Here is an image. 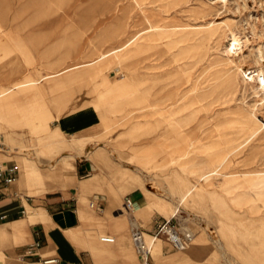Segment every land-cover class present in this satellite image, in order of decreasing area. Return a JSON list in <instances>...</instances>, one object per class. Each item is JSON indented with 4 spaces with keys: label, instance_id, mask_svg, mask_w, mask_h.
Here are the masks:
<instances>
[{
    "label": "rangeland",
    "instance_id": "1",
    "mask_svg": "<svg viewBox=\"0 0 264 264\" xmlns=\"http://www.w3.org/2000/svg\"><path fill=\"white\" fill-rule=\"evenodd\" d=\"M152 1L150 12L157 18H163L167 23H199L210 18H218L237 24L252 36L250 46L246 49L248 55L254 45L264 44V0H232L229 7L223 6L219 0H190L188 3L180 2L177 8L170 10H164L166 0ZM202 4H209L211 8L202 13L196 12L195 10ZM115 5L116 0H0V90L10 83L35 76L39 68L45 71L55 69L62 64L83 59L98 45L105 44L108 47L118 43L121 36L115 32L110 35L101 34L98 23L101 17L106 16L105 12L115 9ZM141 17L142 15L138 14L133 19L139 21ZM254 23L256 28L253 33L249 28ZM220 32L221 29L206 47L187 42L167 45L165 39L147 44L150 40L148 37H153L149 35L135 46L138 49L143 46L145 48L137 54L138 58L125 68L126 71L112 66L107 70L105 77H85L61 92L48 94L41 101L29 102L23 107L13 106L6 111L4 117L0 116V155H4L8 160L6 162L1 160L2 166L9 167L18 163L24 174L23 159L26 153L34 151L33 137H39L47 132L46 129L40 128L34 119V113L42 105L51 108L55 113L62 112V115L87 110L91 111L93 117L91 121L94 122L92 128L86 131L91 134L87 138L88 144L99 143L95 150L83 158L94 160L98 164V169L91 170L108 175V179L110 175L120 174L121 176L113 179L117 186H126L127 189L124 188L126 192L137 186H140L138 192H141L145 189L146 179L153 177L150 182H157L152 187L156 197L161 201L169 199L175 206L181 194L179 192L181 184L184 182L187 185L188 181L195 178L187 169L202 171L208 166H213L218 159L213 146L218 120L213 117V113L224 107L222 99L217 100V93L224 92L225 87L229 85V82H226L228 77L226 75L232 65L226 61L225 47L229 41L219 36ZM187 54L192 56L188 57ZM133 56L130 53L124 55L128 59ZM171 57H180L177 60L179 68L172 69V66L167 64ZM208 58H212V122L208 116L210 111L207 107L210 101L208 98L203 102L206 105L204 109H201L198 101L176 106L178 108L172 115L174 118L172 121L175 123L160 120L153 124L111 125L108 116L115 113L123 100L137 94L140 97L173 100L177 94L190 89L197 76L209 64ZM248 61L251 62L250 59ZM124 73L133 74L131 85H124L129 76L125 77ZM241 96L242 92L239 89L235 105L242 100L249 104L256 100L252 90L248 91L244 99ZM220 118L224 119L225 114H221ZM260 118L264 121V107L260 110ZM181 123L184 127H181ZM8 129L19 130L21 134L15 133L12 137ZM211 145L212 158L206 152ZM100 150H103L101 155L97 153ZM138 167L143 171L138 170ZM257 168L264 169V149L255 159L236 155L227 167L229 171ZM49 171H53L50 166L43 168L45 175H48ZM21 180L29 192H32L33 188L43 190L46 187V184H41V188H38L39 181L35 185L25 176ZM53 182L56 180L53 179ZM116 184L114 183L115 186ZM220 186L218 184L208 193L201 195L202 198L194 205L198 208H185L186 215L192 213L188 221L190 228L195 230L197 236L201 233L212 235V264H228L231 259L234 264H264V253L247 251L216 253L218 248L215 243V235L218 232L216 222L221 219L224 225L223 233L226 236H232L235 232L243 239L246 247L264 246V223L260 219L264 214V209H260L261 205L264 206V177L250 174L248 186H239L229 193ZM257 186L263 189V193L256 194V190L252 192ZM171 189L173 193L169 195ZM169 196L174 197V200ZM93 202L96 200L90 201ZM118 204L122 205L121 202ZM162 214L172 217V214L158 207L157 215ZM147 236L149 238L150 235ZM164 243L166 239L162 237L161 247ZM160 250H154V253ZM154 253L150 259L153 264H159V254ZM22 260V257L17 258V261ZM208 262L186 264H209ZM176 264L185 262L179 261Z\"/></svg>",
    "mask_w": 264,
    "mask_h": 264
},
{
    "label": "crops",
    "instance_id": "2",
    "mask_svg": "<svg viewBox=\"0 0 264 264\" xmlns=\"http://www.w3.org/2000/svg\"><path fill=\"white\" fill-rule=\"evenodd\" d=\"M117 34H120V31ZM138 43L140 42L131 43L117 50L118 53L113 52L93 62L87 61L64 72L52 74L38 84L17 88L10 94H0V116L4 117L6 111L13 106L23 107L29 102L41 101L50 93L61 92L79 79L105 77L107 70L112 66L124 71L133 60L138 58L137 54L144 50L145 46L135 48ZM154 43L150 41L147 44ZM128 53L134 56L130 59L124 57ZM178 59L180 57H171L167 64L171 65L172 69L179 68ZM208 61L207 66L212 65V58H208ZM37 70L36 75L40 72V68ZM127 75L129 76L124 84L126 86L133 83V74L124 73L125 77ZM197 78L190 89L177 94L176 104L173 100L165 99L162 103L155 104L153 97H140L137 94L121 101V105L116 109L120 112L115 111L108 116V120L114 126H126L132 123L153 124L160 120L175 123L172 121L174 120L172 115L178 108L176 106L195 102L199 93V89L195 88ZM208 109L210 110L208 116L212 122V108ZM90 112L86 110L62 115V112L55 113L51 108L42 105L34 113L37 124L47 132L39 137H33L34 151L26 153L23 159L24 174L20 166L19 177L15 182L0 183V264H145L133 241V227L140 225L142 229L152 234L159 221L169 218L165 214L158 216V207L172 214V217H178L181 223L188 224L192 213L186 215L185 208H198L194 205H197L199 198H202L201 195L211 191L212 187L219 184L229 193L239 186H248L249 170L229 171L227 167L232 163V159H229L232 157H226L228 151L249 132V124L245 116L236 114L235 117L218 120L214 111L213 117L218 120L213 144L217 162L202 171L187 169L195 178L188 181L187 185L184 182L181 184L179 190L181 194L174 206L171 200L161 201L156 197L152 187L157 182H150L153 177L146 179L145 189L141 192H138L140 186L130 188L132 190L126 192L127 187L117 186L113 179L121 176L120 174L110 175L108 179V175L91 170L98 169V164L94 160H83V158L95 150L99 143L88 144L87 138L91 134L86 131H89L94 123L91 121L93 117ZM181 127H184L182 123ZM8 130L12 137L15 133L21 134L19 130ZM78 133L80 135H77ZM103 150L97 153L101 155ZM206 152L212 158V145ZM238 156L249 159L248 153H241ZM1 160L8 161L4 155H0ZM89 162L93 168L86 166ZM2 165L3 163L0 162V169L6 168ZM47 166L53 171L45 175L43 168ZM216 168L219 171L216 172ZM137 169L143 171L140 167ZM23 175L35 185L39 181L38 188H41V184H46V187L43 190L33 188V191L29 192L28 187L24 186L26 184L23 185L21 180ZM251 175L259 177L262 173L252 172ZM53 179L56 180L55 183ZM254 188L252 192L256 190V194L263 193L260 186ZM169 193L172 194L173 189ZM128 195L135 198L136 206L133 211L137 210V213L125 207L124 200ZM183 197L185 201L181 203ZM169 198L174 200V197L169 196ZM92 200L96 202L90 203ZM119 202L122 205L118 204ZM179 206L180 210L177 213ZM69 209L75 214V222L64 225L55 215ZM222 222L221 219L216 222L218 228L215 235L218 248L216 253L244 251L261 253L258 245L246 247L243 239L235 232L232 236H226L223 233ZM107 235L114 236L115 239L104 240L102 237ZM162 237H157L153 241L152 248V254L154 250L161 249L158 253H154L159 254V264H176L179 261H184L185 264L209 261L208 263L212 264V235L204 233L196 235L193 243L186 249H174L167 237H165L166 243L161 247ZM36 242H40L37 253L28 255V248ZM201 253L202 258H200ZM18 257H22L23 260L17 261ZM50 257H59L60 261L46 263L45 259ZM227 263L234 264V261L231 259ZM151 264H153L152 260Z\"/></svg>",
    "mask_w": 264,
    "mask_h": 264
},
{
    "label": "bare ground",
    "instance_id": "3",
    "mask_svg": "<svg viewBox=\"0 0 264 264\" xmlns=\"http://www.w3.org/2000/svg\"><path fill=\"white\" fill-rule=\"evenodd\" d=\"M151 1L152 0H116V5L114 6L115 9L112 8L108 12H105L106 16L101 17L98 23L100 26L99 31L103 35L104 34L110 35L114 32L118 33V31H120L119 35L121 36V40L118 43L111 44L108 47H106L105 44H104L105 46L98 45V47L91 54L85 56L83 59L68 64H62L58 68L48 69L46 71L40 69V72H37V75L31 78L10 83L7 88H5L3 91H0V94L2 93L5 95L10 94L11 92L15 91L17 88L32 84H38L44 78L52 74L64 72L69 68L80 66L81 64L86 63L87 61L93 62L102 57L109 56L113 52L118 53L119 51L117 50L123 49L131 43L142 42V40L146 39L149 35H153V37L151 38L148 37V39H150L149 42L151 41L156 43V41L158 40L162 41L163 39H165L166 41L164 42L167 43V45L169 44L179 45L187 42V43L195 44L197 46L206 47V45L209 44V41L212 39V37L217 33V31L221 29V32L218 35L229 41V44L228 45L226 44L227 46L225 47V53H226L227 63H230L232 65L228 69V71L230 69L231 70L226 75L228 76L227 79L225 78L226 82L227 81L229 82V85L225 87L226 89L224 92L219 91L217 93L218 94L217 100L222 99L221 101L224 104V107H220L217 110H215L216 111L215 116L217 117L218 120H221L220 118L221 114L222 115L225 114L226 119L235 117L236 114H239L243 117L245 116L249 124V132L241 141H239L228 151L226 157L233 158L234 156L239 155L241 153H248L250 157L249 159H255L258 153L262 149H264V121H261L262 119L260 118V110L264 107V44L254 45V47L250 49V53L248 55L246 54V49L248 46H250L252 36L249 34V32L242 30L237 24L233 22H229L225 19L219 20L218 18H214V19L210 18L208 20L199 23H181V22L167 23L163 18H159V17L157 18L155 17V15H153L150 12ZM166 1H167V5L164 10H170L171 8L174 7L177 8L180 2L188 3L190 0H166ZM219 2H221L223 6L229 7L231 5L232 0H219ZM208 8H211L209 4L208 5L202 4L195 11L202 13L206 11V9ZM138 14L142 15L141 17L142 19L139 21H137V19L134 20L133 18L136 17ZM255 28L256 27L254 23L251 26V28H249V30L251 29V32L254 33ZM187 56L191 57L192 55L187 54ZM249 59L251 60V62L248 61ZM211 69H212V65L206 66L205 69L202 70V72L200 73L199 77L195 82V88L199 89V93H197L195 102L197 101L200 102V107L202 108L206 107V105H204L203 102L208 98L210 99V101L208 102L207 107L212 108ZM223 76L224 75L222 76L220 75V77ZM219 88L220 87H218V89ZM239 89L242 92V96H241L242 99L246 97L249 90H252V92H254V94L256 95V100L253 103L249 104L247 101L241 99L242 101H240V103H237L235 105L234 102L237 101V91ZM173 101L174 104L177 103L178 101L177 96L173 99ZM153 103L160 104L162 103V100L153 99ZM222 110L223 112H221ZM259 120L261 122H259ZM215 171L217 172L219 171V169L216 168ZM258 171L261 172L262 176L264 177V169L262 168L251 169V170L249 169L250 174L252 172H258ZM184 201L185 198L183 197L181 199V203H183ZM260 209L261 210L264 209V206L261 205ZM179 210H180V206L177 208L176 212L178 213ZM260 219L264 223V214ZM182 225L185 228L191 229L190 226L186 223H182ZM147 234L150 235L148 239L150 240V243L153 248V241L157 238V236L150 234L148 232ZM259 250L261 253H264V246L262 245L259 246ZM200 258H202V253Z\"/></svg>",
    "mask_w": 264,
    "mask_h": 264
},
{
    "label": "built area",
    "instance_id": "4",
    "mask_svg": "<svg viewBox=\"0 0 264 264\" xmlns=\"http://www.w3.org/2000/svg\"><path fill=\"white\" fill-rule=\"evenodd\" d=\"M20 165L14 164L12 166L0 169V183L5 182L11 184L19 177ZM136 206V200L133 196L128 195L125 201V207L133 210ZM155 236L167 237L169 243L174 249L188 248L196 238V232L192 229L185 228L176 216L159 221L156 224L154 231ZM104 240L113 241L114 236L107 235L102 237ZM133 241L137 252L140 254L145 264H151L150 257L152 255V245L147 237V232L141 227H133ZM40 242L32 244L28 250V255H35ZM59 257H50L45 259L46 263H58Z\"/></svg>",
    "mask_w": 264,
    "mask_h": 264
},
{
    "label": "water",
    "instance_id": "5",
    "mask_svg": "<svg viewBox=\"0 0 264 264\" xmlns=\"http://www.w3.org/2000/svg\"><path fill=\"white\" fill-rule=\"evenodd\" d=\"M86 166L93 168V166L90 162ZM55 217L58 220H61V223H63L64 225L66 223L72 224L75 222V214H74L73 210H71V209L66 210L65 212H61L59 214H56ZM64 217H65V220H63Z\"/></svg>",
    "mask_w": 264,
    "mask_h": 264
}]
</instances>
